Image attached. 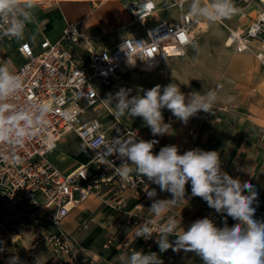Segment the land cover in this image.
<instances>
[{
	"label": "built area",
	"instance_id": "built-area-1",
	"mask_svg": "<svg viewBox=\"0 0 264 264\" xmlns=\"http://www.w3.org/2000/svg\"><path fill=\"white\" fill-rule=\"evenodd\" d=\"M240 1L247 7L256 5L257 15L239 34L228 29L224 46L238 54H250L264 69V1ZM184 3L185 0L182 3L176 0L178 21L167 23L154 20L153 14L158 11L154 2L122 0L123 11L128 14L131 25L142 32L125 36L110 48H95L92 36L86 35L76 24H67L54 40L41 34L36 43L19 42L13 54L20 59L14 61L8 46L15 38L0 37V64L9 62L10 71L19 75L23 83L22 89L5 101L10 111L45 103L52 109L35 134L26 135L20 143L0 142V203L10 209L26 204L36 222L42 220L54 227L55 231L49 232L46 241L64 264H96L94 258L77 245L74 236L61 228V222L71 210L90 195H98L102 186L138 194L155 185L134 174L129 182H123L115 174L113 169L119 166L120 160L114 156L105 158L106 150L117 136L135 133L123 128L114 116H111L113 124L106 125L96 112L109 111L102 101L107 97L104 90H118L128 71L142 65L154 70L162 60L186 54L199 28L198 19L183 9ZM27 29L26 25L25 32ZM196 128L197 124L192 123L188 135L195 136ZM146 132L148 140L159 141L154 148L160 149V138L153 137L149 128ZM71 135L88 149L90 160L64 172L49 155ZM14 156L21 162L14 163ZM143 218L150 219L127 214L116 222L115 234L109 236L105 247L124 229L123 248L136 240L156 245L155 234L147 241L135 236L134 227L142 223ZM91 223L92 219L82 223L77 231L88 230ZM161 225L158 222L152 225L153 231H158Z\"/></svg>",
	"mask_w": 264,
	"mask_h": 264
},
{
	"label": "clouds",
	"instance_id": "clouds-1",
	"mask_svg": "<svg viewBox=\"0 0 264 264\" xmlns=\"http://www.w3.org/2000/svg\"><path fill=\"white\" fill-rule=\"evenodd\" d=\"M34 7V0H0V37L23 40L26 25L33 20ZM239 11L233 0H191L188 15L215 23ZM22 87L21 77L10 71L9 62L0 64V142L20 143L26 135L35 134L38 126L45 123L46 114L52 111L46 103L10 111L5 101ZM132 91L121 87L102 101L116 119L141 118L153 137L169 134L171 126L165 123L163 110L167 109L186 125L201 112L214 115L218 100L215 89L186 94L174 82L164 86L157 84L147 90L140 88L135 95ZM158 143L156 139L139 138L137 132L129 133L117 136L105 153V158L114 156L120 160L113 170L123 182H129L135 174L171 195L170 199H156V189L147 187L145 193L152 200L149 210L154 218H143V222L134 227L136 238L147 241L155 234L154 242L160 254L169 249L190 252L196 254L202 264H264V219L255 218L254 204H258L255 186L224 171L218 151L194 148L181 154L177 145H166L154 153ZM13 162L21 161L14 156ZM188 184L191 197L201 198L217 214L231 217L236 223L228 226L225 219L220 227L212 218L204 217L193 221L185 230L182 217L177 220L168 213L174 207L188 204ZM164 220L166 222L154 232L152 225ZM8 264L22 262L18 255H12ZM119 264H164V260L157 252L146 254L140 250L122 255Z\"/></svg>",
	"mask_w": 264,
	"mask_h": 264
},
{
	"label": "rangeland",
	"instance_id": "rangeland-1",
	"mask_svg": "<svg viewBox=\"0 0 264 264\" xmlns=\"http://www.w3.org/2000/svg\"><path fill=\"white\" fill-rule=\"evenodd\" d=\"M170 3L169 1L165 5ZM190 3L191 1L187 3V8ZM233 3L240 11L231 18L215 23L208 22V32L198 33L183 57L164 59L156 69L150 71H141L140 67L133 68L124 75L120 88L132 89V95L137 94L140 88L147 90L157 84L164 86L171 82L178 84L181 91L186 94L215 89L218 96L214 106L215 114L201 112L190 119L197 121L196 134L210 130L205 142L197 138L196 148L218 151L220 154L237 152L238 164L234 166L240 171L244 167L242 152L250 151L251 142L259 140L258 145L264 149V141L260 140L264 136V91L260 88L261 83H264V69L260 68L250 54H238L224 46L228 29L241 31L251 21L248 14L257 7L256 5L247 7L240 0ZM50 9L51 7L45 4H35L32 9L33 19H40ZM160 16L168 22L178 19L175 10L162 13ZM129 23L128 17L124 24ZM53 25L55 29L62 26L60 22ZM93 38L95 48H110L105 44L104 38ZM118 90L112 92L104 90V95L114 94ZM96 114L106 125L113 124L114 119L111 116L114 115L110 108L109 111L99 110ZM163 116L165 123L172 124L178 121L167 109L163 110ZM117 120L124 126L123 128L137 132L138 136L147 133L145 131L148 128L144 126L141 118L132 119L124 116ZM180 123L178 121L174 125ZM172 129L171 127L169 131ZM161 144L171 145L165 142ZM62 153L66 155L62 156ZM81 153L86 154V158L79 161L76 155ZM56 156L64 163L60 164ZM51 159L54 164L71 171L80 163L88 162L90 153L78 139L69 136L67 141L53 152ZM36 220L31 216L26 204L10 209L0 203V249H3L0 251V264H8L12 255H18L22 264H37V259L39 264H64L62 259L52 252L46 241L49 232H54L55 228L42 220H38L39 222ZM61 228L66 230L68 226L62 224Z\"/></svg>",
	"mask_w": 264,
	"mask_h": 264
},
{
	"label": "crops",
	"instance_id": "crops-1",
	"mask_svg": "<svg viewBox=\"0 0 264 264\" xmlns=\"http://www.w3.org/2000/svg\"><path fill=\"white\" fill-rule=\"evenodd\" d=\"M169 1L171 3L165 5ZM189 1L191 0H187L183 4L184 10L188 11L189 8H187L186 5ZM153 2H155L154 4L158 9L157 13L153 14L154 20H161L167 23L178 21L177 19L176 21L168 22L160 16L162 13L171 10H175L179 15L176 0H153ZM204 2H208V0H204ZM34 3L41 5L45 4L51 7V9L46 11L40 19H33L31 23L27 24L28 29L25 32L23 40L31 43L38 42L41 39V34L45 35L49 40L56 39L59 32L67 24H76L78 28L88 36L98 39L104 38L106 41L105 44L110 47L111 45L117 44L119 40L125 36L132 35L133 33L135 34L136 32H142L141 29H137L136 26L131 25V22L128 25L124 24L128 21L129 16L123 11L122 0H35ZM199 19L201 18H198V20ZM154 20L151 19L149 22L152 23ZM58 22H60L62 26L55 29V25L53 24ZM208 22L209 21H207V23ZM126 28L127 30H124ZM197 34L198 31L196 36ZM21 41L22 40L18 41L15 39L14 42L8 46L14 61L20 59L16 54H13V49L15 45ZM193 122L197 124V121L190 120L186 125L183 123L174 125V123H178V121L173 122L170 124L173 129L169 131V134L158 136L161 143L165 142L167 144L177 145L181 154L187 150L196 148L197 138H201L203 142H205L209 136L208 131L210 132V130L208 129L200 133L197 132L195 136H189L188 130ZM138 137L148 140L147 133L144 136ZM68 138L69 137L59 143L56 149L59 145L65 143ZM260 140L264 141V136H262ZM258 141L259 140L251 142L252 147L248 153H246V151L242 152L244 155V163L242 166L244 167L240 171L234 166V164H238L236 158L237 152H226L220 154V156L222 160V169L224 171L233 176V178L239 177L241 181H250L255 186L258 192V204H254L256 207L255 218L264 219V149L258 145ZM159 150V148L153 149L154 153H158ZM51 155H49V159L53 162ZM76 157L79 161H82L86 158V154L81 153L78 156L76 155ZM56 160L60 164L64 163L58 159V156H56ZM58 167L64 172H68L64 167ZM141 178L146 180V178ZM153 188L156 189L157 192L156 199L171 198L169 193L161 192L157 185H153L150 190ZM186 198L189 200L187 205L174 207L168 213V215L174 216L177 220H180L182 217V227H184L185 230L188 227L187 223H192L204 217L212 218L217 226L220 227H223L225 219H227L228 226H232L236 223L231 217L217 214L215 210L209 208L206 202L201 198L191 197L190 184L186 185ZM151 203L152 200L147 197L146 193L137 194L131 190L114 191L110 190L108 186H102V190L98 195L95 194L88 197L77 208L69 212L68 216L61 222V225L64 224L68 226V228L66 230L62 229L66 233L74 236L77 245L81 250L88 253L89 256H92L96 264H119L122 255H130L133 251L140 250L146 254L149 252H157L164 260V264H202L200 258L194 253H185L183 251L173 252L169 249L167 252L160 254L157 244H147L142 240H136L127 248H123L126 235L125 229L115 236L110 245L105 247V243L109 236L115 234L116 222L122 220L127 214H138L153 219L154 217L149 210ZM91 219L93 223H91L88 230L77 231L82 223L88 222ZM165 222L166 220L158 221V223L161 224Z\"/></svg>",
	"mask_w": 264,
	"mask_h": 264
},
{
	"label": "bare ground",
	"instance_id": "bare-ground-1",
	"mask_svg": "<svg viewBox=\"0 0 264 264\" xmlns=\"http://www.w3.org/2000/svg\"><path fill=\"white\" fill-rule=\"evenodd\" d=\"M149 1H151V2H153V0H149ZM184 0H180L179 2H183ZM185 1H187V0H185ZM155 3V2H154ZM155 13H157V12H155ZM256 15H257V11L256 10H252L249 14H248V17H250V18H254V17H256ZM198 19V18H197ZM198 28H199V30H198V33H207L208 32V30H207V28H208V25H207V21L205 20V19H199L198 20ZM235 32H237L238 34L240 33V30H238V31H235ZM134 34V33H133ZM197 40V39H196ZM139 68V67H138ZM139 70H141V71H150V70H152L150 67H148V66H145V65H142V66H140V69ZM260 88H261V90L262 91H264V83H261V85H260ZM60 156H61V154H59ZM58 155V156H59ZM63 155H66V154H64V153H62V156ZM59 158V157H58ZM92 196V195H91Z\"/></svg>",
	"mask_w": 264,
	"mask_h": 264
}]
</instances>
